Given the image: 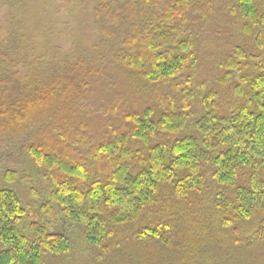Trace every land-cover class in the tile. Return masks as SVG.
<instances>
[{
  "label": "trees",
  "instance_id": "trees-1",
  "mask_svg": "<svg viewBox=\"0 0 264 264\" xmlns=\"http://www.w3.org/2000/svg\"><path fill=\"white\" fill-rule=\"evenodd\" d=\"M78 1L90 6L92 50H44L23 65L14 41L0 44V154L23 152L48 184V210L91 248L80 264H264V50L220 59L229 102L193 99L175 80L197 62L205 15L194 0ZM230 11L247 34L264 28V0ZM26 214L1 185L0 264L71 254L50 226L27 232Z\"/></svg>",
  "mask_w": 264,
  "mask_h": 264
},
{
  "label": "rangeland",
  "instance_id": "rangeland-1",
  "mask_svg": "<svg viewBox=\"0 0 264 264\" xmlns=\"http://www.w3.org/2000/svg\"><path fill=\"white\" fill-rule=\"evenodd\" d=\"M194 2L197 9L205 15L199 33L201 39L197 46V62L190 73L187 71L188 68L183 70L182 76L175 82L180 85L179 90L182 95L187 97L198 100L199 97L212 91L219 96L222 94L226 99L229 97V92L221 85L222 79L219 73L225 68L222 70L220 59L236 48L243 49L249 55L261 53L260 49L264 50V28L258 33H250V38V34H247L242 27L243 19L230 11L232 0H194ZM96 38L97 32L87 3L78 0H0V44L14 41L18 52L23 56V65H29L33 60L32 57H39L44 50L53 52L55 48H59L63 56L81 50H85L86 53L93 49L97 43ZM167 87L165 86L164 89ZM174 94V92L169 93L173 96ZM128 97L137 99L133 93ZM226 100L229 102L230 99ZM103 107H95L96 109L92 110L96 113L95 117L87 118L93 130L101 129L100 115ZM115 119H113L114 123H117ZM105 120L110 122L107 116ZM13 155L15 153L10 156L0 154V186L12 188L20 196L27 209L23 220L24 229L28 232L29 223L38 222L69 237L73 244V251L68 256L45 254L41 264L85 262L87 257H91V248L80 235L79 229L69 224L58 212L48 210L47 206H53L52 203L50 204L48 184L43 182L34 171H29L31 169L26 165L30 163L28 160L26 163L23 152L19 153L20 156ZM17 157L25 162L19 159L18 162H21L19 166H11L9 161ZM6 171L12 173L16 171L17 180L7 184L9 174L4 175Z\"/></svg>",
  "mask_w": 264,
  "mask_h": 264
}]
</instances>
